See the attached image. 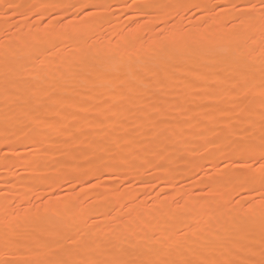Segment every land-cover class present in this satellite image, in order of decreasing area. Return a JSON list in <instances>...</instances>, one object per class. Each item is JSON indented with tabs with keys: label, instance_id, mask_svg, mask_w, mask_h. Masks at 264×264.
Here are the masks:
<instances>
[{
	"label": "snow or ice",
	"instance_id": "6c2138e0",
	"mask_svg": "<svg viewBox=\"0 0 264 264\" xmlns=\"http://www.w3.org/2000/svg\"><path fill=\"white\" fill-rule=\"evenodd\" d=\"M11 7L31 20L47 19L37 8L62 6ZM67 7H79L86 23L70 21L59 31L49 23L0 39V163L15 167L13 158L22 159L35 183L51 179L49 158L93 165L153 145L170 176L179 162L195 163L188 161L193 154L218 159L198 194L212 199L173 195L163 208L155 201L134 207L122 192H97L100 208L82 204L83 197H41L20 211L5 200L0 264H264V0L194 5L217 19V8L229 14L218 40L177 26L186 7L179 0H132L127 7L146 23L173 24L160 28L151 59L170 64L177 54L229 53L215 68H148L151 78L109 67L119 55L113 48L81 46L96 22L92 9L103 6ZM100 171L89 168L90 175ZM94 179L85 182L89 189L104 187Z\"/></svg>",
	"mask_w": 264,
	"mask_h": 264
},
{
	"label": "rangeland",
	"instance_id": "374dc122",
	"mask_svg": "<svg viewBox=\"0 0 264 264\" xmlns=\"http://www.w3.org/2000/svg\"><path fill=\"white\" fill-rule=\"evenodd\" d=\"M70 1L73 0H0V13H8L4 20H0V39H6L10 34L15 33L17 30H19L21 26L24 30L26 29L24 32H27L29 29H32L33 31H35L37 28L43 29L49 23H51L55 25V29L59 31L62 25H67L70 21L73 20H76L77 24L86 23L82 22L80 19L81 9L79 7H77L78 10H76V12L70 13V7H67L68 5H71L72 2L70 3ZM180 1L186 7L181 13L182 19H178L176 21V24L177 26L183 25L190 32L194 31L196 33L207 32L214 17L208 16V18L202 20L201 18L203 15V11L200 8L193 7L194 5H228L233 3L245 2V0H179V2ZM136 2L140 3L143 2V0H136ZM18 3L21 5L32 4L37 6L45 4H60L62 7L37 8V11L43 12L44 16L47 17V19L33 16L32 19L29 20L14 13V10L11 6ZM130 3H132V0H87L86 2H80L79 4L103 6L101 8L92 9V11H95L97 13V16L95 17L96 24L94 23L88 35L84 38L83 41L80 42V44L82 47L91 45L95 48H106L103 38L104 32L102 31L105 30L106 36L112 37L114 49L119 53L122 52L121 58L118 59L117 62L110 64V62L108 61L109 67H123L130 74H134L138 69L140 70V72L145 73L151 78L152 74L147 72V68H152L160 73H163L167 69L171 70V66L173 65L200 68L207 63V65L215 68L219 65V63L221 64L229 55V53L227 54V52L224 53L221 51H214V53H212L207 58L206 56L209 51H202L196 53L195 56H193L191 59H186L182 56V62L172 61L170 63L171 65L164 62L165 64H157L152 67H147L149 66L151 61L149 58H147L143 63L144 67L140 69L139 65L133 63V55H135L137 49H139L138 42H135L133 37L136 35L137 30L142 28L143 24L145 23V18L137 15V13H135L133 9L128 8L127 5ZM5 5H8L9 7L5 9ZM21 10L24 11L25 9L22 8ZM216 11L219 13L218 19L220 18L219 23L221 28V35L226 32L225 24L229 19V14L226 12H220L219 8H217ZM110 15H112V18ZM104 18L107 19L105 20ZM8 19H11L12 22L6 23V20ZM148 19L155 21L156 18L152 16L148 17ZM116 24H123L122 29H124L125 31L123 30L122 34L126 35L125 37L127 41H131L126 48L123 46L122 34L114 33V25ZM172 26V21H166L164 24H157L155 22L151 23L150 29L142 34L143 37L141 36L143 40L140 41L141 44L139 46L143 47V53H146V51L150 52L149 50L151 45L153 44V41L157 40L161 35L160 28L165 27L170 29ZM152 29H155V31H153ZM117 45H119L120 47L117 48ZM144 46L147 48V50ZM64 51L67 52V49L65 48ZM148 52L147 55L150 54ZM78 54L79 53H77V55ZM166 65H169L170 67ZM0 99V102L3 103V98L0 97ZM2 135L3 131L2 129H0V136ZM196 143L198 144L199 141H197ZM2 147L3 146L0 145V148ZM17 147L20 148L21 152H23V147L21 144H17ZM147 148L149 149V151L141 148V150L143 151L137 150L138 152H134L136 153L134 154L135 156H141L143 155V153H147L148 157L145 162H137L136 164H133V166L122 164L118 156H116L114 159L111 157L105 160L97 159L93 165H87L86 160H73L67 157H58L56 159L49 158L51 179L42 180L46 182L39 190H37V183L41 181L34 183L32 178L28 176H25L28 183L22 181V176L19 175H25L26 173H28L27 169L25 168V162L20 158L14 157L13 160L15 163V167L5 168L3 164L0 163V204H3L6 200L10 210L20 211L30 203L38 202L41 197L50 198L53 203L56 202L57 198L71 200L83 197L84 199L81 201L82 204L88 203L91 204L92 207H94L93 204L96 202L98 203V200L96 198L97 193L95 192L96 189H89L85 181L94 183V177L97 175L101 177L100 182L103 183L104 186H106V189H104L103 192H109V190L110 192H122L126 197V200L123 201V203L133 204L134 207H150L153 204V201H164L165 204L168 205L172 202L173 195L184 198L191 197L192 200L212 199L211 197H200L198 194L201 191L205 190V185L209 182L208 177L205 176V173H215L216 169L214 165L218 163V159L207 160L199 155L193 154L188 157V161H194L195 163L189 165L187 161L179 162L176 165L179 170L176 172L175 176H170L167 168H161L158 166L164 163V160L163 158L156 155L154 150L155 146L148 145ZM150 150L153 153H151ZM157 151L158 149L156 150V152ZM138 153H141V155ZM117 160L120 164L117 162ZM69 164L71 169L69 167ZM73 165H78V167L73 168ZM116 166L121 168V172H125L111 173L110 171L112 170V167L115 168ZM90 167H98L101 171L94 172L90 175L88 174ZM185 168H188L189 170L184 171ZM56 172H59V176L54 179L53 175ZM140 175L141 177L143 176V180L139 179ZM163 176L165 179L161 180ZM201 177H204L202 179L204 180L203 185L199 183ZM145 183H149L152 186L145 187ZM84 188L87 189L86 192L83 191ZM220 192H222L224 195H229L232 197L237 196V192L234 190L225 191L221 189ZM166 194H168L167 200L164 199ZM89 197H91V200L89 199Z\"/></svg>",
	"mask_w": 264,
	"mask_h": 264
},
{
	"label": "bare ground",
	"instance_id": "6f19581e",
	"mask_svg": "<svg viewBox=\"0 0 264 264\" xmlns=\"http://www.w3.org/2000/svg\"><path fill=\"white\" fill-rule=\"evenodd\" d=\"M42 1H44V0H42ZM87 0H73V1H70V3H71V5H76V6H79V4H80V2H86ZM193 1H195V0H193ZM20 2V1H19ZM62 2V1H61ZM100 2V1H99ZM130 2V1H129ZM128 2V3H129ZM184 2V1H183ZM180 3H181V1H180ZM19 4V3H18ZM37 4V3H36ZM43 10V9H42ZM76 10H78L77 9V7H70V9H69V11H70V13H74V12H76ZM18 11H23V10H21V9H19ZM136 13V12H135ZM47 14V13H46ZM73 15V14H72ZM111 16V18H112V15H110ZM227 16V15H226ZM108 17V16H107ZM206 18H208V15H207V13L206 12H204L203 11V15H202V20H205ZM223 18V17H222ZM226 18V17H225ZM224 18V19H225ZM105 19V18H104ZM107 19V18H106ZM105 19V20H106ZM110 19V18H109ZM220 19V18H219ZM219 19H217V18H213V21H212V23H211V25H210V28H209V30L207 31V32H205L204 34H206V35H208V37H209V39H212V40H218L219 39V37H220V23H219ZM104 20V21H105ZM74 21V20H73ZM75 22H76V20H75ZM103 22V21H102ZM22 23V22H21ZM81 23V22H80ZM103 23H105V22H103ZM154 23V22H153ZM96 24V23H95ZM106 24V23H105ZM24 25V24H23ZM27 25V24H26ZM102 25V24H101ZM142 25V24H141ZM55 26V25H54ZM106 26V25H105ZM115 26V30H114V33H116V34H122L123 32V30L124 29H122V26H123V24L122 25H120V24H116V25H114ZM200 26V25H199ZM93 27V26H92ZM137 27V26H136ZM150 27H151V23H144L143 24V26H142V28L141 29H139V30H137V32H136V35L134 36V37H138L137 39H134V41L135 42H138V47H139V49H137V52L135 53V55H133L132 57H133V63L134 64H137V65H139V67H140V69H142V67H144L143 65V63L145 62V60L147 59V58H149L151 61H150V64H149V66H147V67H152V66H154V65H157V64H162V63H164V61H162V60H160V59H151L150 58V54H148L147 55V52L148 51H146V53H143V47L141 46H139L140 44H141V42L140 41H142L143 39L141 38V36H142V34L145 32V31H148L149 29H150ZM202 27V26H201ZM98 29V28H97ZM105 29V28H104ZM137 29V28H136ZM194 29V28H193ZM199 29H201V28H199ZM26 30V29H25ZM24 29H23V27L21 26V28L19 29V30H17L15 33H20V32H24L25 31ZM104 33H103V35H104V41H105V45H106V48H113L114 49V46H113V42H112V37H108V36H106V34H105V30H102ZM125 31V30H124ZM93 32V31H92ZM191 32H193V33H196V32H194V31H191ZM199 33H201V32H199ZM110 35H112V34H110ZM126 35H123L122 34V38H123V46L126 48L128 45H129V43L127 44V45H125V41L127 40L126 39V37H125ZM133 37V38H134ZM143 37V36H142ZM155 41V40H154ZM153 41V42H154ZM140 42V43H139ZM145 47V46H144ZM93 48H95V47H93ZM145 49L147 50V48L145 47ZM217 51H221V52H224V53H226L225 51H222V50H217ZM119 53V52H118ZM148 53H150V52H148ZM206 53H208V52H206ZM205 53V54H206ZM212 53H214V52H209L208 54H207V58L212 54ZM121 54H122V52L121 53H119V55L116 57V59L115 60H113V61H109L110 62V64H113V63H115V62H117V60L118 59H120L121 58ZM228 54V53H227ZM178 55V59H175V60H173V61H175V62H182V55L181 54H177ZM123 57V56H122ZM206 58V59H207ZM124 59V58H123ZM205 59V60H206ZM204 60V59H203ZM184 62V61H183ZM147 63V62H146ZM148 64V63H147ZM165 64V63H164ZM178 64V63H177ZM207 64V63H206ZM217 64V63H216ZM220 64V63H219ZM171 65V64H170ZM166 66H168V67H170L169 65H166ZM138 67V68H139ZM172 67V66H171ZM212 67V66H211ZM146 69V68H145ZM148 69V68H147ZM166 69V68H165ZM168 70V69H167ZM137 72H140V70H138L137 69V71H135V73H137ZM1 100V99H0ZM0 104H2L1 102H0ZM138 151H143V150H138ZM138 151H135V152H138ZM148 151H149V149H148ZM150 152L151 153H153L151 150H150ZM150 152H149V154H150ZM155 153H156V155H157V152H156V150H155ZM134 154H136V153H134V152H124V153H122V154H120V155H118V158H119V160L122 162V164H128V165H131V166H133V164H136L137 162H145L146 161V159H147V153H143V155H141V153H138V154H140L141 156H135ZM153 156V155H152ZM222 158V157H221ZM193 160H195V159H193ZM70 161V160H69ZM117 162H118V160H117ZM218 162H219V160H218ZM119 163V162H118ZM116 164V163H115ZM120 164V163H119ZM118 164V165H119ZM139 165V164H138ZM143 165H144V163H143ZM19 166H21V165H19ZM18 166V167H19ZM121 166V165H120ZM69 167H70V164H69ZM147 167V166H146ZM111 168V167H110ZM137 168V167H136ZM136 168H135V170H136ZM70 169H71V167H70ZM133 169V168H132ZM130 170V169H129ZM71 172V171H70ZM111 173H118V172H120V173H124V172H121V168L120 167H118V166H116L115 168H113L112 167V170L110 171ZM127 172V171H126ZM130 172H132V171H130ZM20 173V172H19ZM134 173V172H133ZM21 174V173H20ZM59 172H56L54 175H53V178L54 179H56L59 175ZM89 174V173H88ZM96 174V173H95ZM127 174V173H126ZM131 174V173H130ZM129 175V174H128ZM19 176H22V181L23 182H25V183H28L27 182V179H26V177L25 176H28V177H30L29 175H28V173H26L25 175H19ZM114 176V175H113ZM137 176V175H136ZM27 177V178H28ZM166 177V176H165ZM84 178V177H83ZM143 178V176L141 177V175L139 176V179L140 180H143L142 179ZM165 178H164V176H163V178H161V180H164ZM201 179V178H200ZM53 181V180H52ZM203 181L204 180H200L199 181V183L201 184V185H203ZM45 182L46 181H41V182H39V183H37V190H39V189H41L42 188V186L45 184ZM86 182V181H85ZM101 183V182H100ZM101 185H103V183H101ZM104 186V185H103ZM106 186H104V187H101V188H99V189H96L95 190V192L97 193V192H103V190L104 189H106L105 188ZM83 191H87V189L86 188H84L83 189ZM219 191H221V189L219 190ZM109 192H110V190H109ZM130 193V192H129ZM59 197V196H58ZM62 197H64V196H62ZM126 200V199H125ZM124 200V201H125ZM139 203V202H138ZM157 203H159L161 206H162V208L163 207H165L166 206V204H165V202L164 201H158ZM135 205V204H134ZM93 206H94V208H100L101 207V202L99 203V201H98V203L96 202V203H94L93 204ZM136 206V205H135Z\"/></svg>",
	"mask_w": 264,
	"mask_h": 264
}]
</instances>
